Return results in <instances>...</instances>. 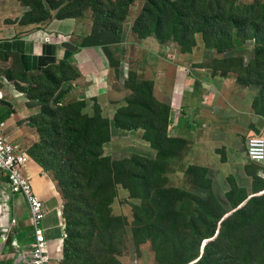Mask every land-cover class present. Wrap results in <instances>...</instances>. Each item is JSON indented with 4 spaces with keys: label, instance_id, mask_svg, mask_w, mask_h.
Wrapping results in <instances>:
<instances>
[{
    "label": "rangeland",
    "instance_id": "1",
    "mask_svg": "<svg viewBox=\"0 0 264 264\" xmlns=\"http://www.w3.org/2000/svg\"><path fill=\"white\" fill-rule=\"evenodd\" d=\"M102 1L113 5L118 3V0ZM147 1L133 0L125 16L126 19L121 25L120 39H125L127 24L130 21L133 24L138 19ZM89 5L88 2H81V0H0L2 16L0 23L12 25L16 29H21L20 33H26L47 24L50 25L55 22L54 20L74 18L77 20L81 42L87 45H106L108 60L117 67L120 47L113 43L118 39V35L113 32L99 31L101 26L93 18L88 9ZM249 5L254 6L249 8ZM206 6H214L212 7L214 10L219 6L220 9L217 12L210 10L207 13L204 9ZM189 17L192 23H200L208 18H213L215 21L221 19L218 23L221 26V32L232 34L227 36L233 37V46L219 51L223 44H219L214 38H209L201 32L188 30H181L176 34L170 32L167 26L161 38L152 35L153 38L158 41V44H176L183 54L191 52V55L192 50H196V54L188 56L192 59L193 66L199 64L203 66L204 61L214 57L215 61L211 64L213 74L215 75L217 71L218 76L222 75L238 81L240 96L237 97V101L247 92V87L255 86L256 95L251 104L253 109H250L252 118L246 120L242 112V119H240L238 106L232 104L229 114L225 113L224 108L215 109L206 113L203 120L195 124L197 120L193 117L188 120L187 115L184 114L187 121L184 128H174L173 123L169 127V123L175 121L171 110L168 114V107L160 103L156 96L154 99L152 82L143 77V73L134 71L128 83L133 92L128 90L129 93L126 96L128 103L144 105L146 107L144 113L140 112L142 122L147 124L155 121L164 129L156 145L150 141L159 152L149 151L146 155L137 153L140 156L124 152L115 157L111 153L112 144L121 145L120 148L132 146L133 149L142 150L149 145V140L147 143L144 137L145 130L140 128L127 132L113 130L117 135L114 136L113 143L111 144L110 140L106 146L105 155L112 157V161L142 162L143 170L133 166L125 173L123 167L107 165L105 160L108 159L104 157L97 159L106 171L113 172L111 188L114 196L110 198L109 221L98 224L100 228L95 232L94 240L90 241L92 232L87 233L85 226L88 224L93 231V223L87 220L80 227L82 239H78V250L84 255L91 253L95 257L96 264H173V259L168 257L169 250L174 257H177L175 264L196 263L191 260L190 248H168L161 240L148 236V228L151 227L170 232L172 238L177 236L181 239L183 236L179 230L186 227H188L187 232L190 228L211 231L215 229V234L223 227L227 231H222L224 241L229 236H232L233 241L235 233L243 234L248 228L256 232L264 230V168L252 164L245 153L248 135L257 132L264 120V89L260 82L249 77L252 73L243 63L246 57L250 59L249 62L255 58L256 62L258 60V43L261 37L259 38L256 32L264 34V22H261L264 20V0H207L204 3L199 2L198 7L189 14ZM198 28L201 26L195 27V30ZM205 29L203 26L202 30ZM90 35L92 36L89 37ZM136 37V41L149 38L144 36V39H139L141 37L137 34ZM141 43L146 44L145 41ZM260 54L263 55V52L260 51ZM221 58L222 60H218ZM233 60L235 61L231 62ZM227 62L228 65H226ZM137 65L144 68L149 66L147 62H137ZM115 71L117 75H113V83L116 88L121 89V85L125 87L126 82L123 76L118 78V69L115 68ZM254 72L264 75V69L255 68ZM39 75L41 74L24 75L16 55L0 51V93H3L0 96V102L10 100V97L6 96L7 88L23 93L22 88L30 89L36 85L37 89L42 86L41 89L48 90L52 94L50 98L52 101L53 94L61 93L57 100L61 99L64 106H71L78 101L66 96V94L73 95L70 91L72 86L65 85L62 90L58 85L59 89L46 87L44 84L38 86ZM65 75L70 77L71 74L66 70ZM22 77H25L23 81H21ZM59 78L60 75H57L56 79ZM75 78L69 80H76ZM247 81L251 84H245ZM125 89L127 92V88ZM100 90L102 86L89 88L87 94L93 97ZM107 90L105 86L100 93H105ZM122 93L114 94L111 98L122 99L124 98ZM137 93H141V96ZM149 97L152 100H148ZM90 99L81 111L92 118L95 116L96 103L90 102ZM31 101V104H37L36 100ZM118 101L116 100L115 104ZM248 104L247 102L244 106L247 107ZM38 110H40L39 107ZM216 112H219V119L216 118ZM37 118H33L30 123L34 124ZM26 121H29V118ZM21 128H27L29 131L32 127L25 122ZM190 130L194 132L191 133ZM108 147L109 150H107ZM32 148L29 150L33 151ZM46 164L53 167V170L48 172L61 195L63 223L67 225L65 217L74 216L75 212L80 221L77 208L76 210L74 207L65 208L68 196L59 181L58 174L63 173L62 168L67 167L66 160L55 156L47 159ZM136 174L142 175L145 179L137 182L129 178L130 175ZM97 177L102 178L98 187L107 185L104 174H99ZM184 216L186 217L185 225L179 222ZM217 236L215 235L214 238ZM243 236L250 242L248 234ZM183 243L188 245L190 241H183ZM159 245L163 246V250L159 248ZM70 250L74 251L73 245ZM254 255H256L255 252H249L246 253L245 258H253Z\"/></svg>",
    "mask_w": 264,
    "mask_h": 264
},
{
    "label": "trees",
    "instance_id": "2",
    "mask_svg": "<svg viewBox=\"0 0 264 264\" xmlns=\"http://www.w3.org/2000/svg\"><path fill=\"white\" fill-rule=\"evenodd\" d=\"M83 1L90 4L88 9L91 11L96 22L101 26L99 31L113 32L117 34L118 39L113 44L119 43L121 41V25L126 19L125 16L133 0H118L116 5L110 3L106 4L102 0H81V2ZM206 1L207 0H148L145 7L142 8L141 15L133 22L131 29L133 33L137 34L138 37H141L139 39H144V36L149 37V35L161 38L165 31V26L168 27L170 32L176 34L181 30L201 32L209 38H214L219 44H223V47H221L219 51H222L224 48L232 47L234 39L233 37L227 36L232 35L231 33L225 31L224 33L221 32V26L218 24L221 19L215 21L213 18H208L200 21V23L191 22L189 14L198 7L199 2L204 3ZM253 6L254 5H249V8H252ZM212 7L206 6L204 9L209 13L210 10L213 12L214 9ZM219 9L220 7L217 6L214 11L217 12ZM261 22H264V20ZM258 23L261 24L260 22ZM197 26H201V28L195 30V27ZM203 26L206 28L205 30H202ZM256 35L259 38L261 37L258 43V60L256 62V58L253 59L247 66L248 71L252 73L249 77H251L252 80L255 79L257 82H260L264 89V75L256 74L254 72L255 68L259 70L264 69V34L256 32ZM91 36L92 35L89 37ZM89 37H87V39ZM187 40L190 39L187 38ZM93 46H103L105 53L107 51L106 45L104 44H93ZM260 51L263 52V55L260 54ZM218 60H222V58ZM234 61L235 60L231 62ZM22 62L23 64L19 62V66L24 75L41 74L39 75L38 86L44 84L46 87L49 86L59 89L57 88L58 85V87L60 86V90H62L63 85L61 84L64 81L73 79L77 76V73L74 68L71 67V63L68 60L62 61L57 65H50L44 69H42L44 67V64H42L40 66L42 71L40 72L32 70L23 60ZM228 64L229 63L227 62L226 65ZM112 65L113 64H111V66ZM66 70L71 74L70 77L65 75ZM57 75H60L58 80L56 79ZM119 76L120 74L118 72V78ZM215 76H218L217 71ZM24 78L25 77H22L21 81H23ZM131 79L132 77L125 81L127 92H123L122 95H124V98L117 102L118 106L116 107L113 119L108 116L99 101L95 98L90 100V102L97 104L94 105L96 109L95 116L91 118L83 114L81 111V108L84 107L85 103L87 106V100L77 99L78 101L73 105L64 106L61 99L57 100L61 93L58 95L53 94L52 101L50 100L52 94L46 89H41L42 86L38 89L37 85L30 89H21L23 94L29 100L28 105L30 107L40 108L39 113L32 115L28 121L29 125L31 124V127L37 129L39 135V140L32 148L33 151H30V155L39 162L45 171L53 170V167H49L46 164L47 159L60 156L66 160L67 167L62 168L63 173L58 174L59 181L62 183L65 193L68 196L65 208L71 209L74 207V209L76 210L77 208L80 213V221L76 212L74 216L65 217L67 222V238L65 239L63 247L64 264H96L95 257L91 253L84 255L78 250V239H82L80 227L82 224H85L87 220H90L93 223V231H91L88 224L85 226V231L87 233L92 232L90 241L94 240L95 232L100 228L98 224L107 223V221H109L110 198L114 196L111 188V186H113V172L106 171L105 168L97 162V159L99 157H104L108 159L105 160L107 165L112 167H123L125 173L133 166H136L140 170L144 169L142 162L128 160L112 161V157L105 155V148L110 143V140L112 141L113 130L127 132L128 130L143 129L145 130L144 137L147 140V143L149 140V145L144 147L138 154L146 155L152 149L155 150V152H159V150L155 149L152 143L156 145L158 137L163 134L164 128L162 129V125L155 121H151L147 124L142 122L140 112L144 113L146 107H144V105L140 106V103H128L126 96L129 93L128 90L130 92L132 91V88L128 84ZM245 84L250 85L251 83L247 81ZM153 88L154 86L152 87V94L155 99ZM137 95L141 96V93H137ZM31 100H36L37 104H31ZM148 100H152V98L149 97ZM170 110L171 109L168 107V114L170 113ZM13 112L14 111L12 110L5 116V118H8ZM35 117H38L36 122L34 124L30 123ZM197 122L198 121H195L194 124ZM170 125L171 122L169 123V127ZM190 132L193 133L194 131L190 130ZM112 143L113 142H111V144ZM120 146L121 145H117L116 147L120 148ZM111 150L112 152L117 151L115 144H112ZM138 154L136 153L137 156H140ZM252 164L257 166L260 165L254 162H252ZM99 174H104V179L107 181L106 186L98 187L99 183L102 181L101 177H97ZM129 178L137 182H142L141 180L145 179L139 174L134 176L130 175ZM93 207L98 208L94 209ZM179 222L185 225L186 217L184 216ZM187 229L188 227L179 230L183 236L182 239L177 236L172 238L170 232H165L154 227L148 228L147 234L154 239L157 238L161 240L168 248H190L191 251L189 252V255H192L191 260H193L194 263L196 262L195 264H264V230L256 232L253 229L249 230L248 228L245 229V233L243 234L238 235L235 233L233 241L232 236L227 237L224 241L222 239L224 233L222 231H225L223 227L220 228L221 230L215 238V229L211 231L209 229L200 230L190 228L188 232L186 231ZM244 234L250 236V242H248L247 238L243 236ZM183 241H190V243L185 245ZM202 241L203 243L205 241L207 242L203 248ZM72 245L74 251L70 250ZM159 248L163 250V246L159 245ZM249 252H255L256 255H254L253 258H245L246 253ZM168 257L169 259H173V264L176 263L177 257H174L170 250Z\"/></svg>",
    "mask_w": 264,
    "mask_h": 264
},
{
    "label": "crops",
    "instance_id": "3",
    "mask_svg": "<svg viewBox=\"0 0 264 264\" xmlns=\"http://www.w3.org/2000/svg\"><path fill=\"white\" fill-rule=\"evenodd\" d=\"M54 21L50 25L47 24L40 29L36 28L26 33H20L21 29H16L12 25L0 23V51L16 55L20 63L23 64V60L26 65L37 72L50 65H57L68 60L77 76L76 80H67L61 84L73 87L70 90L73 95L66 94L67 97L81 100L95 98L108 116L113 119L118 106L115 101H121V99L111 97L114 94L121 95V92L126 91L124 85H121L120 89V87L116 88L113 83V75H117L115 68L120 74L119 79L123 76L125 81L137 70L139 74L143 73L142 76L152 82L154 95L158 101L171 109L175 117V121L171 122L175 125L174 128L181 129L186 126V115L188 120L193 117L199 122L203 120L206 113L215 109L224 108L225 113L229 114L232 104L238 106L240 119H242V112L246 120L252 118L250 109H253L251 104L256 95L255 86L247 87V92L237 101V97L240 96L238 81L220 75L215 76L211 68V64L215 61L214 57L209 61H204L203 66L200 64L193 66L191 64L193 61L188 56L196 54V50H192L191 55V52L183 54L176 44H158L153 36L136 41L137 37L131 29L132 21H130L127 24L125 39L115 43L120 50L117 57L118 66L112 65L113 68L105 55L103 46H87L81 42L76 19ZM142 41L146 44H142ZM243 61L244 64L247 62L245 66L250 63L247 57ZM137 62H147L149 66L140 67ZM42 64L44 67L41 69ZM101 86L102 90L105 86L108 90L105 93H100L102 91L100 90L93 97L88 96L89 88ZM7 90L6 96H9L10 100L0 102V123L5 124L4 133L10 141L19 145L28 155L24 172L30 178L34 192L41 198L47 211L43 228L50 254L53 258L60 259L63 257L66 234L62 218L61 195L49 172L45 171L30 155L29 149L39 140L37 129L34 130L32 127L28 131L27 128H21L25 122H28L26 120L39 113V110L38 107L28 105L29 100L23 93L9 88ZM247 102L249 104L245 107L244 104ZM13 109L14 112L5 118ZM216 118L219 119V112H216ZM260 128L261 125L258 130ZM116 135L117 133L113 131L111 142ZM116 146L117 144H115L117 151L112 152L114 157L124 152L136 154L143 150L133 149L132 146L121 148ZM151 151L155 152L153 149ZM32 241L27 202L21 195L12 193L7 175L0 172V264H31L25 252Z\"/></svg>",
    "mask_w": 264,
    "mask_h": 264
},
{
    "label": "built area",
    "instance_id": "4",
    "mask_svg": "<svg viewBox=\"0 0 264 264\" xmlns=\"http://www.w3.org/2000/svg\"><path fill=\"white\" fill-rule=\"evenodd\" d=\"M4 129L5 124L0 123V172L7 175L12 193L25 198L30 213L33 241L25 254L31 264H59L60 261L51 256L44 234L43 221L47 214L45 205L34 192L31 180L24 172L28 155L19 145L10 141ZM246 145V157L264 168V126L248 138Z\"/></svg>",
    "mask_w": 264,
    "mask_h": 264
},
{
    "label": "clouds",
    "instance_id": "5",
    "mask_svg": "<svg viewBox=\"0 0 264 264\" xmlns=\"http://www.w3.org/2000/svg\"><path fill=\"white\" fill-rule=\"evenodd\" d=\"M264 126V120H263V123L261 124V128ZM259 131V130H258ZM257 131V132H258ZM257 132H253V133H251V134H249L248 135V137H247V140H248V138L250 137V136H253L255 133H257ZM247 140H246V143H247ZM246 144H245V153H246ZM260 166V165H259ZM65 225V224H64ZM65 229H66V225H65ZM66 236H65V239L67 238V233L65 234ZM64 242H65V240H64ZM57 260H59L60 261V263L59 264H61L62 262H63V257L62 258H60V259H57Z\"/></svg>",
    "mask_w": 264,
    "mask_h": 264
},
{
    "label": "water",
    "instance_id": "6",
    "mask_svg": "<svg viewBox=\"0 0 264 264\" xmlns=\"http://www.w3.org/2000/svg\"><path fill=\"white\" fill-rule=\"evenodd\" d=\"M217 234H219V231L216 233V236H217ZM205 244H206V242L203 243V246L202 247H205Z\"/></svg>",
    "mask_w": 264,
    "mask_h": 264
}]
</instances>
